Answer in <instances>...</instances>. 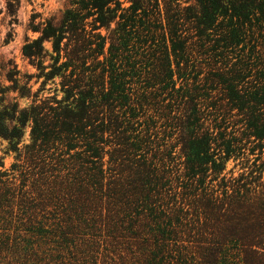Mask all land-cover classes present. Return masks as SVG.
Returning a JSON list of instances; mask_svg holds the SVG:
<instances>
[{
  "label": "trees",
  "instance_id": "16d2710c",
  "mask_svg": "<svg viewBox=\"0 0 264 264\" xmlns=\"http://www.w3.org/2000/svg\"><path fill=\"white\" fill-rule=\"evenodd\" d=\"M188 1L70 0L29 27L35 73L0 66V264H50L41 245L100 226L140 264H264V0Z\"/></svg>",
  "mask_w": 264,
  "mask_h": 264
},
{
  "label": "rangeland",
  "instance_id": "374dc122",
  "mask_svg": "<svg viewBox=\"0 0 264 264\" xmlns=\"http://www.w3.org/2000/svg\"><path fill=\"white\" fill-rule=\"evenodd\" d=\"M123 1V0H120ZM175 1L174 3H179L180 7L190 6L191 3L188 0H169ZM161 6L163 4L162 0H159ZM70 0H20L19 7L17 9L16 15L10 17L5 12L4 0H0V66L6 63H13L16 65L19 71V76L22 74H33L35 69L27 64L21 56V46L26 38L33 39L37 37V33L30 30L31 23L34 25L42 22L44 19L53 18L54 22H57L61 13L70 7ZM123 3V6H126ZM111 28L114 24H111ZM187 25L183 29L186 30ZM102 35L106 34L105 30H101ZM190 31L184 32L185 37H191ZM249 39L244 41V44L236 49H241L244 51V55H247V59L250 61V65H259V60L255 54H250V50L255 45L254 37L249 36ZM211 38V37H210ZM196 41L195 38L188 40L186 47L188 49H199L201 43L193 44ZM246 43V44H245ZM108 46L106 44L105 48ZM44 47L50 50V44L44 43ZM257 49V48H256ZM200 62H204V58L200 59ZM256 68V66H255ZM257 71L260 72L259 67ZM260 74V73H259ZM259 74L255 70L252 72L251 78L259 77ZM2 70L0 69V83L3 85H8V83L3 78ZM202 77V75L200 76ZM39 83L34 84V79H31L29 85L32 86V91H35L39 87ZM58 83V80H55ZM58 88V85H56ZM49 88H55L51 83L45 86L43 91L44 95L53 94V89L49 91ZM13 95V94H11ZM61 92L58 91V98L61 96ZM21 106L28 103L27 100H18ZM231 126L227 131H231ZM24 142H28V129H26ZM7 143L0 139V170L10 171L11 165L14 161V154L5 152ZM76 149L71 151V154L79 152ZM173 155L180 156V151L178 148H174ZM58 154V153H57ZM250 159L252 158L249 157ZM182 162V158L179 159ZM242 159L232 160L230 159L226 165L225 170L222 175L228 179L230 176L238 177L240 173L243 172L241 169ZM230 171L232 173H230ZM217 184L213 182V185ZM99 223L95 225L98 226ZM90 228V227H89ZM71 236L68 237L66 244L58 246L55 240L47 245H41L42 249L39 254H43L50 262V264H140V254L143 247L138 245L132 237L127 234H121L119 237H112L106 230L100 226L97 230L90 229H79L72 230L70 232ZM141 243V241H140ZM142 244V243H141ZM58 246V247H57ZM62 252V253H61Z\"/></svg>",
  "mask_w": 264,
  "mask_h": 264
}]
</instances>
